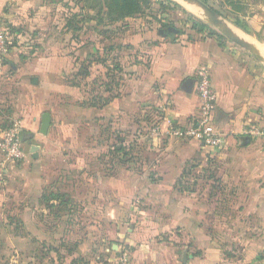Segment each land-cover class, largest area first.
<instances>
[{"label":"crops","instance_id":"1","mask_svg":"<svg viewBox=\"0 0 264 264\" xmlns=\"http://www.w3.org/2000/svg\"><path fill=\"white\" fill-rule=\"evenodd\" d=\"M53 1L0 0V27L6 25L12 35L8 52L0 58V108L7 105L9 116L14 114L20 120L26 152L20 166L10 163L1 169V188L13 181L24 186L23 212L34 208L44 212L63 205L70 216L78 205L83 218L99 213V222L106 220L109 207L119 210L118 243L113 244L119 249V255L115 254L119 264H184L183 249L187 251L186 264L260 263L254 260L264 257V140L245 130L264 128V63L243 48L212 36H193L192 31L176 27L177 33L160 34L169 25L140 32L129 29L120 42L126 50L135 54L138 50L142 57L120 62L124 77L119 95L102 107L94 106L88 102L90 97L77 91L75 81V75L81 79L78 70L87 57L73 52H86L92 43L79 37L76 47L60 40L48 44L51 33L46 29L52 16L46 7ZM64 4L69 11L63 14L58 33L67 32L66 18L79 11L77 0ZM53 15L56 22L59 15ZM29 33L34 35L29 38L31 43L19 41ZM199 69L207 70L217 93L214 124L225 140L220 148L166 134L169 120L184 126L198 114L200 99L194 83ZM9 85L16 86L15 98L9 96ZM45 112L50 114V124L43 134L41 117ZM156 113L161 115L158 134L148 130L145 137H133L141 121L145 117L152 120ZM109 119L110 124L119 122V128L114 127L117 132H125L120 136L123 146L136 149L131 155L136 167L120 168L109 175L100 159L93 169L71 162L70 152L87 151L85 154L97 156L105 149L107 143L102 140L110 139L105 125ZM31 146L36 147V156ZM55 163L71 165L70 171L79 175L82 183L69 180L73 178L69 169L62 173L63 179L52 177ZM66 178L73 188H58ZM53 181L58 187H47ZM228 189L231 193L227 196L240 202L218 204L217 195ZM49 194L59 198L49 202ZM111 199H115L114 205L109 204ZM218 210L239 213L233 219L237 230L231 237L222 239L213 229L217 220L213 213ZM222 242L236 246L235 258L227 257L230 248Z\"/></svg>","mask_w":264,"mask_h":264},{"label":"rangeland","instance_id":"2","mask_svg":"<svg viewBox=\"0 0 264 264\" xmlns=\"http://www.w3.org/2000/svg\"><path fill=\"white\" fill-rule=\"evenodd\" d=\"M65 1L66 0H55L53 1L54 3H50L46 7L48 14L52 16L46 29V32L51 33V37H47L46 40L48 44H55L60 40L63 45L76 47L77 44H79V41L74 38L78 35L82 40L84 39L87 41L88 44L92 43L91 46L86 47V49H89L87 50L88 53L87 51H73L71 48V50L75 52V56L82 58L85 53L86 57L90 55L92 61L95 62H93L92 67L89 68L90 75L86 76L84 79H80L75 75V81L80 89V91L79 89L77 91L80 92L81 95L84 93L87 97L92 95L90 91L94 89L95 85L98 84L101 78L103 79V82H106L114 76V79L118 80V83H120L124 75L120 66L119 70L113 69L115 62L119 65L122 61L130 62L134 60L136 56L142 57L141 53H138V50L137 54H135L136 52L126 50L125 44H123L124 42H120L127 34L125 31L129 29L130 31L140 32L147 28H156L157 26H160L162 22L163 25L176 27L182 32L192 31L190 33L193 36H212L219 41H226L239 47L227 39L225 35L220 33L215 27L209 25L199 9L184 0H149L150 2L148 4L143 5V13L124 20L126 21V24L119 22L117 24L108 23L99 26L101 31L108 29L103 33L97 32L98 27H94L95 20L93 19V16L97 13V8L94 6L92 9L88 8L84 11L86 17H89L90 19L84 22V27L81 30H74L73 26H70L66 33L59 32V34L58 30L61 29V25L64 22L62 19L63 14H67L69 11L68 7H65ZM89 1L91 5H94L92 0ZM202 1L216 10L221 18L229 24L233 30H235L241 37L248 39V41L253 43V45H255L264 55V0H231L230 2L224 0ZM57 13L59 17H57V21L54 22L53 14ZM4 27L7 28L6 25L3 26V28ZM83 32H85V34ZM33 36L29 33L25 38L19 39V41H25L27 39L25 43H31L29 38H34ZM10 37H12V35ZM88 39H91L92 41L89 42ZM246 53L250 55L248 51H246ZM103 59L105 60V65L103 61H101ZM110 73L112 76L109 75ZM8 88L9 93L12 94L9 96L15 98L14 91L16 90V86L9 85ZM97 90H99L98 87ZM102 94L104 96L108 95L105 92ZM6 102L8 103L7 100ZM8 110L9 108H7V105L6 108H0V128L8 126L11 121L17 117L11 113L9 116ZM3 114H5V116L1 117ZM110 122L112 121L109 119L105 123L107 126V133L110 137V139L104 138L102 140V142L105 140L107 143L105 149L102 151L100 150L97 156H94L92 153L85 154L87 151H77V153L70 152L71 154L68 155V157L71 162H75L77 165L83 163L81 166L93 169L98 166V164L94 165L93 163H96L97 160L100 159L99 162L101 163V167L103 169L106 168L104 172L109 175H115L116 172H119L120 168L125 169L136 167L135 163H131V155H133V152L136 149L130 146L129 150L125 148L128 151V154L124 156L116 150L117 147L123 145L124 142L119 138L125 134V132H117L116 128H114H119V122H116V125L110 124ZM152 122L153 119L149 120L148 117H145L141 121V125L140 123H136V125L140 126L139 130L137 127L135 128L133 132V135L135 136L133 137H145L149 130L148 127ZM144 127L145 129H143ZM22 133H24L23 130ZM107 133H104L103 137H105ZM133 137L131 136L130 138L134 139ZM125 144L127 145L128 142H125ZM60 153H62V151H60L59 154ZM63 154L67 156L68 153L66 154L63 151ZM98 155H100V158H97ZM144 155L148 154L145 153ZM24 160L14 162L13 164L20 166ZM1 163L4 166H2ZM9 164L10 163L5 161L0 155V179L1 177H4L1 169H4L5 167L7 169L10 166ZM55 165L56 169H54L52 177H60L63 179V172H67L68 169L69 172H72L70 171L71 165L63 164L59 166L57 163H55ZM72 175L73 178L62 180L59 187L58 185H55L54 181L49 186L47 185V187L52 186L56 188L71 189L73 187L70 186L71 183L69 180L76 183H82L83 180L79 175L73 172ZM81 186L82 185H80V188ZM5 188H8V190L1 188L0 186V264H119V259L115 257L116 253L119 255V249L116 251V246L113 245L117 242L116 237L118 234L117 232L119 231V224L116 221L119 220V210L110 209L111 207H109L104 214V217H106L104 219L106 220L99 222V217H96L99 213L94 211L83 218L82 212H79L78 205H76L77 207L70 212V216H68L67 208L63 205L58 207L56 205L55 207L57 208H45L44 212L36 210L37 208H34L32 211L24 209L23 212L22 209L23 206H25V200L27 197V192L25 191L26 189L24 186L20 185L17 181H13L9 187ZM75 190L78 191L77 188ZM90 192L93 193V190L90 189ZM230 193L231 191L228 189L224 190V193L222 192V194L217 195L218 204L226 203V205H228L229 203L240 202L227 196V194ZM47 195L48 193L46 196ZM89 196L87 197L90 198ZM52 200L53 197L50 195L49 198H47V201L52 202ZM91 202L92 204H95L93 200H91ZM97 204L98 206L102 205H100V203ZM109 204L114 205L115 199H111ZM70 205L73 206V204ZM42 209L43 208H41V211ZM213 214L215 217L217 216V220L212 223V225L216 227L213 229L216 230L217 233L219 232L218 235L222 236V239H225L223 238L225 235L231 237L237 230V228H235L237 224L233 219L235 220L239 213L228 210H218ZM222 216L226 219L224 217L221 218ZM24 218L26 220H24ZM90 219L92 220L89 224ZM42 238H44V240H41ZM84 240L89 243L87 244L86 242L84 244ZM222 243L227 244L230 248L229 252L226 254L227 257L230 259L235 258V256H237L235 254L236 250L234 249L236 246L234 244L231 245L228 242ZM237 245L239 246V244ZM254 261H257L256 263L260 262L258 264H264V257H261L260 259L257 258V260Z\"/></svg>","mask_w":264,"mask_h":264},{"label":"built area","instance_id":"3","mask_svg":"<svg viewBox=\"0 0 264 264\" xmlns=\"http://www.w3.org/2000/svg\"><path fill=\"white\" fill-rule=\"evenodd\" d=\"M10 38L8 29L0 28V58L8 52ZM194 88L200 99L198 114L184 126L176 125L169 120L166 134L177 138L194 139L210 148L223 147L225 140L214 124L217 93L207 70L197 71ZM153 116V122L148 128L152 135H157L160 131L159 117L161 115L156 113ZM245 132L264 140V128L249 127ZM0 155L11 164L25 159L22 125L17 118L12 120L8 126L0 128Z\"/></svg>","mask_w":264,"mask_h":264},{"label":"trees","instance_id":"4","mask_svg":"<svg viewBox=\"0 0 264 264\" xmlns=\"http://www.w3.org/2000/svg\"><path fill=\"white\" fill-rule=\"evenodd\" d=\"M224 1L230 2L231 0H224ZM92 2L94 3V5H91L89 0H77L76 5L79 7V11L73 12L69 17L66 18L67 29L70 26H73L74 30L77 29L81 30L84 27L83 25L84 22L90 19L89 17L88 18L86 17V15L84 14V10L88 8L92 9L95 6L97 8V13H95V16H93V19L95 20L94 27H98L97 32L103 33L108 29H104L101 31L99 26L108 23L109 24H117L119 22L122 23L126 18L129 17L131 18L140 15L143 13V5L148 4L150 1L149 0H92ZM167 26L168 25H163L162 22L160 24V27H167ZM76 37H77L76 39H79L78 35ZM86 61H87L86 63H82V65H80L78 70V74L81 76V79H84L86 76L90 75L89 66L91 65L92 62L90 55L87 56ZM101 61H103L105 65L104 62L105 60L103 59ZM113 69L119 70V65L117 62L114 63ZM109 75L112 76L111 73ZM113 79L114 76H112V78H110V80L106 82H103L102 78L99 80L98 84L95 85L94 89L90 91L92 95L89 96L90 98L88 99V102L91 105L102 107L108 104L113 97L119 95L118 80L114 79L115 80L114 81ZM85 84L88 85L87 83ZM97 87L99 90H97ZM104 92L107 93L108 95L104 96L102 94ZM119 139L121 140V138ZM124 148L125 147L123 145H120L119 147L116 148V150L119 151V153H122V155L124 156L128 154V151L125 150ZM132 157L133 156H131V160ZM49 195H52L53 198H59V195H55V194L54 195L49 194ZM63 202H65L64 199H62V203Z\"/></svg>","mask_w":264,"mask_h":264},{"label":"water","instance_id":"5","mask_svg":"<svg viewBox=\"0 0 264 264\" xmlns=\"http://www.w3.org/2000/svg\"><path fill=\"white\" fill-rule=\"evenodd\" d=\"M187 3L195 5L201 14H203L204 19L207 23L213 27H215L220 33L225 35L227 39L238 45L239 47L243 48L244 50L248 51L250 55H252L257 61L264 62V55L262 52L255 46L253 43L248 41L247 39L241 37L235 30H233L229 24H227L219 15V13L208 6L202 0H184ZM178 30L173 27L169 26L166 29H161L160 34L165 35L166 33H177ZM50 124V114L48 112L43 113L41 117V129L40 132L45 134L47 132V128ZM36 147L31 146V151L35 154ZM187 260V251L183 249L181 252V261L182 263L186 264Z\"/></svg>","mask_w":264,"mask_h":264},{"label":"bare ground","instance_id":"6","mask_svg":"<svg viewBox=\"0 0 264 264\" xmlns=\"http://www.w3.org/2000/svg\"><path fill=\"white\" fill-rule=\"evenodd\" d=\"M194 7H196L195 5H194ZM197 8V7H196ZM198 9V8H197ZM248 40V39H247Z\"/></svg>","mask_w":264,"mask_h":264}]
</instances>
